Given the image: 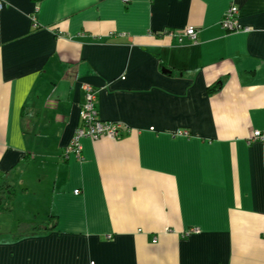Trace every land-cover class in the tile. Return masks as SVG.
Segmentation results:
<instances>
[{
    "label": "crops",
    "instance_id": "1",
    "mask_svg": "<svg viewBox=\"0 0 264 264\" xmlns=\"http://www.w3.org/2000/svg\"><path fill=\"white\" fill-rule=\"evenodd\" d=\"M0 2V264H264V0Z\"/></svg>",
    "mask_w": 264,
    "mask_h": 264
},
{
    "label": "built area",
    "instance_id": "2",
    "mask_svg": "<svg viewBox=\"0 0 264 264\" xmlns=\"http://www.w3.org/2000/svg\"><path fill=\"white\" fill-rule=\"evenodd\" d=\"M3 9V4L0 2V11ZM222 27L228 32H236L241 29L239 21V10L233 6L227 10L223 19L221 20ZM35 27H38L36 24ZM185 35L191 39H196L197 32L194 27L187 29ZM85 101L80 111L81 124L76 129L75 135L71 140V143L65 150V155H74L78 160L83 159V146L82 141L84 139H91L97 141L102 137L116 139L120 136L121 131L124 129V125L121 123L104 122L99 119L98 112L96 110L97 93L92 86H85ZM183 132H179V135H183ZM254 139H260L264 142V131H255ZM74 193L78 195L79 190H75ZM156 242L154 239L153 243Z\"/></svg>",
    "mask_w": 264,
    "mask_h": 264
},
{
    "label": "trees",
    "instance_id": "3",
    "mask_svg": "<svg viewBox=\"0 0 264 264\" xmlns=\"http://www.w3.org/2000/svg\"><path fill=\"white\" fill-rule=\"evenodd\" d=\"M36 3H40L44 0H34ZM14 195V192H13V188L10 187L8 184H6L5 182L0 184V205L2 206V210H5V211H10V208H9V204L11 203L12 199H13V196ZM41 226L42 225H35L33 227H29L27 229V234L29 235H36L39 232V230H41ZM48 225L45 229H48ZM55 227V224H51L50 225V229Z\"/></svg>",
    "mask_w": 264,
    "mask_h": 264
}]
</instances>
